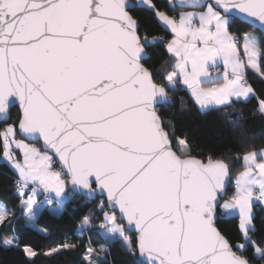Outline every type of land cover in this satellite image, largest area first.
Segmentation results:
<instances>
[{"label":"snow or ice","instance_id":"obj_1","mask_svg":"<svg viewBox=\"0 0 264 264\" xmlns=\"http://www.w3.org/2000/svg\"><path fill=\"white\" fill-rule=\"evenodd\" d=\"M249 70L264 85V0H0V162L15 197L0 201V252L115 264L118 243L126 264H264V144L241 131L247 116L227 121L221 151L171 114L254 100L264 119ZM81 202L74 238L22 242L50 235L45 211Z\"/></svg>","mask_w":264,"mask_h":264},{"label":"trees","instance_id":"obj_2","mask_svg":"<svg viewBox=\"0 0 264 264\" xmlns=\"http://www.w3.org/2000/svg\"><path fill=\"white\" fill-rule=\"evenodd\" d=\"M157 2L160 3V0H157ZM136 14L141 17L149 16L147 11L138 10ZM249 82L253 84L257 92L264 91V85L261 84L260 78L254 75L251 70H249ZM179 95H184V93H179ZM254 106L255 101L253 100L250 103L236 105L235 109H229L225 112L202 113L190 102L185 109L181 110L177 101V104L171 110V114L181 130H187L193 138L202 142H209L223 151L228 143L232 141V133L234 131V127L229 125L227 121L235 119L240 112H243L247 116L246 122L240 125V129L245 137L255 141L258 146L264 144V119L251 115ZM233 112L235 114H229ZM12 115L15 118V109H13ZM11 177L12 173L7 165L0 162V201L9 203V206H11V202L15 199ZM74 208L76 209L75 211L73 210ZM82 210H86L83 209V202L80 204H68L65 214L61 217L49 215L45 211L42 223L48 225L50 235L44 236L34 231H26L22 235V242L38 246L40 249H47L65 237L69 239L74 238L77 228L75 220ZM235 223L234 219L225 218L222 220L220 226L225 231H229L235 235ZM255 225L257 235H264V209L259 207L255 211ZM82 251L81 249L80 252L54 255L51 258L39 255L35 258V264H81ZM112 259L115 261V264H126V257L122 255L118 243L113 245ZM0 264H28V261L20 251L0 252Z\"/></svg>","mask_w":264,"mask_h":264},{"label":"crops","instance_id":"obj_3","mask_svg":"<svg viewBox=\"0 0 264 264\" xmlns=\"http://www.w3.org/2000/svg\"><path fill=\"white\" fill-rule=\"evenodd\" d=\"M208 71H209V77L203 78V79H206V80H216V78L218 76H222V73H223V65H222V63L219 64V65H212L210 63L209 64V67H208ZM207 86H211V84L209 83Z\"/></svg>","mask_w":264,"mask_h":264}]
</instances>
